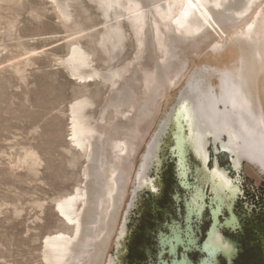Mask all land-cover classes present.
<instances>
[{"label": "rangeland", "instance_id": "obj_1", "mask_svg": "<svg viewBox=\"0 0 264 264\" xmlns=\"http://www.w3.org/2000/svg\"><path fill=\"white\" fill-rule=\"evenodd\" d=\"M97 1H69L67 19L56 0H0V264H55L57 254L47 240L58 233L73 237L75 243L88 237L82 251L76 250L63 264H155L159 237L170 235L174 223L185 226L188 202L189 220L192 204L204 209L193 220L203 238L210 223L208 205L215 195L211 172L216 162L231 177L233 207L241 223L264 224L263 170L246 159L236 167L231 155L216 151L221 142L213 139L206 142L205 157L192 134L193 114L192 127L190 119H182L186 154L180 168L173 132L187 83L210 61L214 52L209 46L217 41L225 50L220 64L231 58L228 64H234L242 52L240 45L255 51V81L264 110V0L243 17L246 21L218 26L208 18L211 38L178 57L187 66L175 86L161 76L165 47L156 37L152 16L148 14L142 31L128 21L115 27L121 33L117 51L113 43L118 35L108 18L114 9L106 13ZM248 23L256 31L253 41L247 39ZM74 49L84 51L88 60L82 73L70 67ZM85 69L99 74L87 75ZM83 73L93 80L81 82ZM212 82L218 84L216 75ZM81 105L88 150L78 148L71 135ZM88 141L94 143L95 153ZM95 171L101 190L95 223L90 224ZM217 189L225 195L224 188ZM78 194H87L74 211L82 233L56 211L59 202ZM251 232L248 227L247 240L252 239ZM173 241H164L163 246L169 245L175 256L183 242L180 235L176 244ZM189 243H195L192 237ZM244 248L246 256L257 254L249 243ZM190 257L196 259L197 254ZM214 260L209 259L210 264ZM184 262L193 264L186 254L172 264Z\"/></svg>", "mask_w": 264, "mask_h": 264}, {"label": "bare ground", "instance_id": "obj_2", "mask_svg": "<svg viewBox=\"0 0 264 264\" xmlns=\"http://www.w3.org/2000/svg\"><path fill=\"white\" fill-rule=\"evenodd\" d=\"M56 1L58 3V7L61 13L66 18L69 17L70 13L68 11V2L71 0ZM125 1L126 4L122 3L123 0L97 1L100 8H102L106 13H109L114 9L113 12L108 15V18H110L111 22L113 23L112 26L110 25L114 29L113 33L118 35H116L117 41L115 40L116 42L114 41L113 43V49H118L117 44L121 35L120 30L116 29L115 27H117L123 21H128L132 24L134 29H136L137 31H142L146 26V20L149 16L148 14H150L152 16L156 37L158 41L162 44V46L165 47V57L163 59L162 66L160 67V71L163 72L161 76L168 83V85L174 84V86L176 85V80L187 66L185 60H180L178 59V57L185 53V51L188 50L191 46L200 48L201 43H204L211 38V34L209 31L210 29L208 28L211 27V22L208 18L211 17L218 26H220V24L222 25V23H235L236 21H238V19H243V17L250 15L251 10L255 6H257L258 2H260L259 0ZM116 7H121L123 11L117 12L115 10ZM201 8L205 11L206 14L204 13V11L201 10ZM246 20L247 18L243 19V21ZM248 28L249 30L247 34V39H249V41H253V34L256 33V31H254L252 25H250ZM110 36L114 38V35L110 34ZM139 40L141 39L139 38ZM209 47H212L214 52L210 56V61L214 60L217 63L211 64L210 61L207 59V63L204 64L203 68H200V70L189 79L183 93L182 103L180 107L178 106L179 108L177 107L178 109L175 108L177 112L176 114H174L173 132L174 139L176 142V153L180 158V164H178L180 165V168H183L182 160L186 154V140L185 136L183 135V131H181V127L183 126L182 119H190L191 121L189 123V126L192 127L191 116L193 114V116H195V125L193 124L194 131L191 129L192 134L195 135V143L197 145V149H202L205 157H207V150L205 148L207 147L206 142H208V140L210 139H213L215 143L221 142V148L216 147V151L218 153L222 152L231 155L233 164L236 167L240 165L243 159H246L249 162L257 165L264 172V110L259 100L260 98L258 96L259 94L257 92V84L255 81L256 76L254 74L256 53L253 49L248 50L244 45H240L242 52L236 59V62L230 66L228 63L231 61L232 58L229 60L228 63L222 62L223 64H220V60H222L221 58L225 51L220 41H217L215 43L213 42ZM71 61L74 62L72 64H70L71 62L68 63L71 65L70 67H72L71 69H73L74 72H78L80 70L79 72L82 73L81 71H84L83 67H88V60L84 54V51H82L81 49L75 50ZM86 72L87 71L85 69L84 73ZM93 72H87V75H91V73ZM84 73L79 77L81 82L93 80V78L92 80L90 79L91 76L85 77L86 74ZM212 73L213 75H216L218 79V84L216 86L212 82ZM260 73L261 72H259V74ZM94 74L96 75L97 73L94 72ZM110 79L112 80V78ZM153 90L154 93L158 92L159 85L157 82L153 84ZM76 105V107H78V104ZM83 111L84 107H82L81 105V109L78 108V110L75 112V114L77 115L76 117L74 116L75 119L73 121V124H71L73 125L71 135L73 137L74 143L78 148L84 149L85 147L88 150V148L86 147L87 141H85L83 138V135H86V127L84 124L85 117L83 115ZM89 136L91 135L89 134ZM223 137H225L226 140H222ZM122 145H120V148H122ZM88 147L91 148L92 151L95 149L94 143H91L90 141H88ZM116 148H118L119 150L118 146ZM94 151L93 153H95L97 150L95 152ZM146 163H148V160H146ZM144 168H146V166ZM147 173L144 174L146 175ZM180 176H185L183 169L180 172ZM99 179V173L98 171H95L93 177V187L95 191L94 200L91 202L92 207H90L89 209L90 224L95 223L94 218L96 217H94V210L96 209V206H98L96 205V202L97 199L100 198L99 192L101 190L99 188V185H101ZM143 180L144 179H142V181ZM211 180L214 184V190L216 192V199L214 197L216 202V209L215 211H212L214 218V227L209 232L208 240L205 242L203 249L204 251H206L207 257L210 260H214L218 257L219 254H224L225 256H228L227 259H229V257H232L234 255L233 253H235V248L232 243L228 241L225 242L223 238L219 236L217 231V224L219 223L220 219L219 215L221 214L222 208L224 207L223 205H225V201L221 198L222 196L219 195V190L217 188L230 189L232 184L227 173L220 168L218 162H216V164L212 168ZM141 184H139V187L143 189L144 187L142 188ZM142 185H144V183ZM228 193L229 192H227V194ZM86 195L87 194H78L70 196L65 200L59 202L56 206L57 213L62 218H64L69 224L76 227L77 231H80L79 229L82 225L79 218L74 215V213H76L74 211L77 202L79 200H83ZM91 208L93 210H91ZM203 210L204 209L202 205L192 204L190 208V214H197L196 216H198L202 214ZM89 223L87 224L89 225ZM228 224H236V219L234 216L230 219ZM83 228L84 227L82 226V229ZM88 231H90L89 227H87V233ZM80 232L82 233V231ZM84 234H82V236ZM87 238L83 236L81 237V239L79 238L80 240L78 243H75L73 237L68 236L64 233H58L48 237V246H50L53 252L57 254L55 256V264H63V262L65 263L66 261H70L68 260V257H74V252L76 250H79V252L82 251L80 248L84 246V244L87 242ZM75 246L76 249L74 248ZM209 259L202 260L201 264H210ZM181 264L188 263L184 262Z\"/></svg>", "mask_w": 264, "mask_h": 264}, {"label": "flooded vegetation", "instance_id": "obj_3", "mask_svg": "<svg viewBox=\"0 0 264 264\" xmlns=\"http://www.w3.org/2000/svg\"><path fill=\"white\" fill-rule=\"evenodd\" d=\"M219 164V163H218ZM220 166V165H219ZM230 179V178H229ZM231 181V180H230ZM231 187L230 189H224L229 190V193H225V195H221L219 192V195L222 196L221 198L225 201V205L222 208L221 214L219 215V224L217 226L220 235L223 237L224 241H228L233 244L235 247V253L232 257L225 256L224 254H219L217 259L214 260L213 264H264V224L262 223H253L252 225L241 223L238 215L235 213L234 209V191H233V183L231 181ZM226 196V197H225ZM216 199V192L214 195ZM214 197L211 199V202L209 203V218L210 223L205 231V234L203 238H199L197 231L193 225V220L197 217H201L203 214L196 216L197 214L192 215L191 219H188V209L187 205L191 203H187L185 208V214H184V220H185V226L181 227L178 226V224H172L170 226V235H161L158 240V249L156 254V263L155 264H172V262L175 260L181 261V258L183 255H187L189 260L193 264H199V262L207 257L206 253H204L202 250L205 242L208 239L209 232L214 227V218H213V212L216 209V202ZM224 197V198H223ZM229 198V201H228ZM215 202V203H214ZM227 208V209H226ZM233 211V214H232ZM235 217L236 224L229 225V221L232 217ZM250 227V230L252 231L250 234L252 237L251 240L246 239V233L247 228ZM190 228V229H189ZM178 235L181 236L182 242L179 243L176 255L170 253V246L166 245L163 246L164 241H169L173 239V243L176 244ZM192 237V241H194V244H190L189 241ZM175 238V239H174ZM244 238V239H243ZM246 240V241H245ZM249 243L252 246H254L255 252L257 253L255 256H246L247 249H245V244ZM196 253L197 258L193 259L190 257L191 253Z\"/></svg>", "mask_w": 264, "mask_h": 264}]
</instances>
